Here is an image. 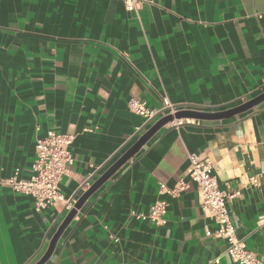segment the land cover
<instances>
[{
    "label": "crops",
    "instance_id": "1",
    "mask_svg": "<svg viewBox=\"0 0 264 264\" xmlns=\"http://www.w3.org/2000/svg\"><path fill=\"white\" fill-rule=\"evenodd\" d=\"M264 92V0H0V178L28 179L35 140L74 136V162L59 184L74 204L152 124V110L215 113ZM88 130V131H87ZM188 154L216 165L236 234L264 257V102L240 115L185 118L161 128L76 210L46 264H236L195 185L176 198L159 184L188 181ZM166 224L130 219L157 199ZM72 210V209H70ZM68 209L33 210L30 196L0 187V264H35ZM216 260V262H214Z\"/></svg>",
    "mask_w": 264,
    "mask_h": 264
},
{
    "label": "built area",
    "instance_id": "2",
    "mask_svg": "<svg viewBox=\"0 0 264 264\" xmlns=\"http://www.w3.org/2000/svg\"><path fill=\"white\" fill-rule=\"evenodd\" d=\"M117 1L128 13H136L141 2V0ZM127 105L128 110L141 117L146 124H153L158 119L174 115L179 111L166 99L162 100L158 110H152L146 102L133 98L128 101ZM73 141V135L57 134L53 130L47 131L44 136L35 140V158L30 166L29 178L19 179L16 171L9 178H0V187H7L14 193L30 196L33 200V210L36 213L59 205L68 210L72 209L73 204L60 194L59 184L61 179L69 173L74 162L70 151ZM187 159L189 162L186 172L188 181L180 179L173 188L159 184V196L176 198L189 188L190 183L194 184L200 198L201 209L212 217L216 225L213 232H205V237L224 240L226 248L222 256L236 264H264V257H257L245 247L232 224L229 206L239 193L219 189L215 175L217 167L208 158L188 154ZM261 182H264V172L259 177L247 178V185L255 189L259 188ZM167 208V201L160 198L149 206L147 212L131 211L129 217L160 227L166 224Z\"/></svg>",
    "mask_w": 264,
    "mask_h": 264
},
{
    "label": "water",
    "instance_id": "3",
    "mask_svg": "<svg viewBox=\"0 0 264 264\" xmlns=\"http://www.w3.org/2000/svg\"><path fill=\"white\" fill-rule=\"evenodd\" d=\"M264 102V92L252 100L245 102L234 108L215 113L194 112L189 110H179L174 115L164 116L154 122L150 128L142 134L137 141L110 167L108 168L81 196V198L74 204L72 210L69 211L59 228L49 241L48 247L43 256L35 264H46L50 259L55 245L63 233L66 226L71 219L75 216L76 210L80 209L83 203L101 186L103 185L125 162L131 159L138 151L163 127L174 121H179L185 118L194 119H207V120H222L228 119L242 113L249 111L250 109L258 106Z\"/></svg>",
    "mask_w": 264,
    "mask_h": 264
}]
</instances>
